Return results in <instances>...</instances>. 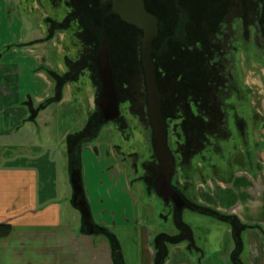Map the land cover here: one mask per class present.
<instances>
[{"label":"rangeland","instance_id":"1","mask_svg":"<svg viewBox=\"0 0 264 264\" xmlns=\"http://www.w3.org/2000/svg\"><path fill=\"white\" fill-rule=\"evenodd\" d=\"M185 1L186 8L182 6L186 21L184 41H164L162 64H158L157 55L153 58L158 64L164 113L169 123L168 145L178 166L173 185L188 199L186 204L183 197L185 205L180 209L179 219L194 226L198 233L195 241L203 244L208 242V237L210 243L216 241L213 229H217L218 236L223 226L205 214L192 211L194 208L190 203L196 202L198 194H207L208 179L215 164L220 170L221 164L225 165L229 158L231 168L240 166L243 143L251 146L258 134L261 121L255 115L259 113V104L264 98V41L258 33V36H252L256 34V20L252 27H248L252 40L248 46L226 39L225 35L230 32L229 22L241 19L240 14L245 10L244 0ZM63 2L0 0V34L4 33L10 46L20 48L16 58L23 59L25 68L38 61L29 50L39 46L34 47L28 41L46 34L43 22L54 20L56 27L66 24L65 28L52 31L51 22V31L58 40L57 50L63 51V40H67L70 47L71 40L74 52L79 49V54L78 23L71 19V11L61 20L65 9ZM83 14L89 15L88 18L96 15V29L98 24L101 37L98 13L94 10ZM159 16V37L154 49L159 48L166 35L177 34L181 29L180 13L173 4L167 5ZM86 17L81 19L84 24H87ZM168 20H173V24H166ZM45 26L48 28L49 25ZM104 31L118 74L115 87L120 94V117L119 122L101 124L96 137L81 145V175L93 220L112 230L124 252L126 264H137L142 244L140 229H147L150 239L156 230H172L176 207L171 201L160 198L151 184L153 174L158 171V161L150 139L151 127L140 63L141 34L135 36L132 28L111 17L105 20ZM84 74L75 83L78 89L74 87L63 100L48 104L38 125L34 126L38 131L39 147H44L46 153L49 146H63L65 138L85 132L90 113L99 109L95 104L89 106L86 103L85 96L91 92V79L87 72ZM41 85L42 82H34L33 91L37 92L40 87L44 91ZM221 123L222 127H218ZM225 129L229 132L227 136ZM230 169L225 167L223 175ZM66 212L69 222L80 218V212L69 204ZM210 227L214 228L207 231ZM203 229L204 232L200 233Z\"/></svg>","mask_w":264,"mask_h":264},{"label":"crops","instance_id":"2","mask_svg":"<svg viewBox=\"0 0 264 264\" xmlns=\"http://www.w3.org/2000/svg\"><path fill=\"white\" fill-rule=\"evenodd\" d=\"M48 23H42L43 37L28 41L39 46L29 50L38 60L29 68L16 58L20 48L0 34V224L10 226L0 238V264H126L112 230L111 238L102 232L85 233L81 215L76 222L67 221L66 206H72L69 137L63 146H49L47 153L40 149L34 126L48 104L78 89L75 83L84 72L91 79V92L85 96L89 106L98 92L86 65L73 74L81 49L75 53L71 40L70 47L63 40V51H58L52 32L56 26L51 31ZM34 82H42L44 91H33ZM259 106L255 116L260 129L251 146L243 143L240 166L231 168L229 158L220 170L215 164L207 194L197 195V202L215 211L207 216L222 223L218 236L216 228L207 230L214 228L216 241L210 243L208 237L198 244L194 226L179 219L182 210L173 211V229L156 230L152 241L149 231L140 229L137 264H264V98ZM225 167L231 169L223 175Z\"/></svg>","mask_w":264,"mask_h":264},{"label":"water","instance_id":"3","mask_svg":"<svg viewBox=\"0 0 264 264\" xmlns=\"http://www.w3.org/2000/svg\"><path fill=\"white\" fill-rule=\"evenodd\" d=\"M104 0L101 4L102 15ZM111 11L119 18L142 31L140 41V63L143 71V79L146 92V107L151 127V146L153 154L158 161V171L155 174L152 186L156 194L164 201L170 199L177 210L185 205L180 192L172 187L171 181L176 172L173 156L167 145V130L165 121L161 115V99L155 79V70L151 54L161 52L152 47V41L157 36V17L148 12L142 0H112ZM102 38L95 56V65L99 78V91L95 104L98 106L102 119L107 122L114 120L119 115V99L115 87L113 69L110 61V45L107 35L102 31ZM179 39H184L183 32ZM69 178L72 188L71 204L81 215L82 223L89 233L93 232V219L86 199L82 183L81 165L77 157H71L69 161Z\"/></svg>","mask_w":264,"mask_h":264},{"label":"trees","instance_id":"4","mask_svg":"<svg viewBox=\"0 0 264 264\" xmlns=\"http://www.w3.org/2000/svg\"><path fill=\"white\" fill-rule=\"evenodd\" d=\"M78 9H79L78 10V15H77V12H76L75 9H72L71 10L72 13L70 12V15L72 16L71 19L75 23H78V28L79 29L77 31L76 36L80 40V45H81L80 46V49H81V57L76 61V63H74L73 70L72 71H73V74H76L77 73V70H79V67L80 66H82V65L85 66L86 65L87 68L90 71V75L92 77L93 83L95 84L96 91H98V88H99V78H98V73H97V69H96V65H95V56H96V52H97V49L99 47V43H100L102 37H100L99 34H98V32H99V30H98V24H97V29H96V15L94 14L93 15V18H88L89 15L83 14L84 13L83 9H82V11L80 10V8H78ZM86 15H87V17H86ZM85 17L87 19V24H84V22L81 20L82 18H85ZM97 18H99V14H97ZM53 21L54 20H51L52 24H54ZM60 23H62V22H60ZM65 27H66V24L63 23V25L58 26L57 29H59V28H65ZM81 29H83V30H81ZM82 31H85V32L82 33ZM158 37H159V33H158V35L152 41V44L151 45H152L153 48H154V44H155V42H156V40H157ZM167 40H169V39H167ZM164 41H166V40H164V38H163V41L161 40V42H160L159 48L155 49V51H158L160 49L161 44H163ZM163 50H164V48H163ZM163 50L161 52H159V53L153 52L151 54V57H152V62H153L154 70H155V79H156V83H157V86H158V89H159V94H160V99H161V115H162V117H163V119L165 121L166 130L168 131V125H169V123H168L167 118H166L165 113H164L163 94H162L161 86L159 84V76H158V72H157V70H158V64L159 63L162 64V62H160V60L161 61L163 60V56H162L163 55ZM111 54H110V61H111L112 69H113L114 81H115V84H116L117 83V79H118V74H117V70L115 68V65H116L115 64V58L113 57V54L112 55ZM153 55H157L156 60H157L158 64H157V62L154 61ZM209 63H210V61H209ZM214 85L217 88V85H218L217 82ZM116 89H117L118 97L120 99V94H119V91H118V87L117 86H116ZM57 96L58 95L56 94V97ZM52 98H55V97H50V100ZM50 100H47V103H49ZM219 100H221V98ZM242 121H244V120H242ZM104 122L105 121L101 118V114H100L99 109L98 110H94V111H92L90 113L89 124L86 127L85 132L84 131H80V132H77V133L72 134L69 137V139H70V142H69L70 143L69 144L70 157L75 156L80 161L79 153L81 151V145L85 141H88L91 138H95L96 135H97V133H98V131H99V127ZM222 123H225V122H222ZM222 123H221V125L219 124L218 127H222ZM225 127H226V123H225ZM221 130H223V129H221ZM224 132L226 133V136L229 133L228 130H226V129H225ZM215 137L220 138L218 135H216ZM167 145H168V134H167ZM168 148H169V145H168ZM80 165H81V162H80ZM177 169H178V166L176 165V172L173 175V178H172V181H171V185L173 187H175L173 185V183H174L175 177L177 175ZM153 173H154V171H153ZM156 173H157V171H155V173L152 176L151 184H152L153 177H154V175ZM180 193H181L182 197H185L186 204H187L188 199L186 198V196H184V194L182 192H180ZM194 204H191L190 203V207L194 208V209H191V210H195V211L204 213L206 215H209V214H212V213L214 214V212H215L214 209H212V208H210V207H208L206 205L200 204L197 201ZM174 211L179 212L176 209ZM221 216L223 218L224 215H221ZM92 219H93V217H92ZM9 231H10V226L8 224H0V238L3 237V236H6L9 233ZM84 231H85V233H89L88 231H86L85 227H84ZM98 232H102L106 236H108V237L111 238V236H110V235H112L111 234V231L107 227L101 226L98 223H96L95 221H93V232L92 233L95 234V233H98Z\"/></svg>","mask_w":264,"mask_h":264},{"label":"flooded vegetation","instance_id":"5","mask_svg":"<svg viewBox=\"0 0 264 264\" xmlns=\"http://www.w3.org/2000/svg\"><path fill=\"white\" fill-rule=\"evenodd\" d=\"M103 1L104 0H77V1L76 0H62V2H63L62 5H64V8H65L64 12L65 11L66 12L65 13L63 12L61 20H63L64 16L67 15V13H69V11H71L72 9H75L78 12V10H79L78 8H80V10L83 9V11H85V12L87 11L88 14L95 10L99 14V19L97 22H99L100 33H102V31H104V23H105V20L107 19V17H111V18L117 20L119 23H121V25L123 24L125 26L132 28L133 32L135 33V36H138L139 34H141L140 35L141 36L140 41H141L142 31L137 29L135 26L122 21L116 13L111 11L112 4H113L112 0H107L104 3L103 15H102L101 4ZM142 2L144 5V8L148 12L154 14L157 17V20H158L157 26H158L159 21H160V16H159L160 11H163L167 7V5H170V3L173 4L174 7L180 13L181 29H180L179 33H177V34L166 35L164 37V40L173 39V40H179L181 42L184 41V39H179L177 36H180L181 33L183 32V36L185 37L183 27H184V24L186 21H185L184 15L182 13V6L184 8H186L187 1H185V0H142ZM244 2H245L244 3L245 10L241 12L242 14H240L241 15L240 21L236 20V21L229 22L230 32H228V35H225V36H226V39L228 41L229 40L234 41V42L240 41L242 43V46H245V45L248 46L249 42L252 41L249 38L250 33H248V27H252L254 25L255 20H256L255 21L256 34H254L252 36H255V35L258 36V34H259L261 40L264 41V0H244ZM249 10H252L251 13H249ZM85 21H86V19H85ZM172 21L173 20H171V21L168 20V22L166 24L171 25V24H173ZM53 22L57 23L56 21H53ZM50 23H51V21L48 24H50ZM53 25L55 26L56 24H53ZM244 27H245V34H244ZM56 28H58V27H56ZM158 33H159V28H158L157 35H158ZM101 37H102V34H101ZM139 51H140V48H139ZM119 106H120V102H119ZM119 117H120V108H119V115L117 116V118H115L114 120H111V121L119 122V120H118ZM116 124H119V123H116ZM166 201H171V200L168 199Z\"/></svg>","mask_w":264,"mask_h":264}]
</instances>
